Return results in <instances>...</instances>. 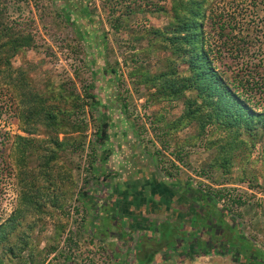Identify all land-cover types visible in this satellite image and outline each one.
I'll return each mask as SVG.
<instances>
[{
  "label": "rangeland",
  "instance_id": "rangeland-1",
  "mask_svg": "<svg viewBox=\"0 0 264 264\" xmlns=\"http://www.w3.org/2000/svg\"><path fill=\"white\" fill-rule=\"evenodd\" d=\"M132 2L0 0V19L13 23L15 31L30 33L34 42L11 57V67H5L0 74V224L11 220L14 211L19 209L17 171L11 165L10 144L15 135L30 136L20 124L19 112L23 105L17 95L25 90L37 92L47 98V104L56 106L54 111L70 108V93L82 97L85 86L90 83L99 97V105L92 113L86 107L84 113L74 115L81 123V130L58 135L69 144L58 151L60 157L56 162L51 161L46 167L45 158L35 155L22 166L24 173L35 176L40 206L21 204V213L12 219L16 224L13 233L0 240V264H110L109 253L100 247L94 235L85 233L82 225L84 205L95 204L97 199L103 198L101 193L107 187L103 185V178L93 176L94 163L106 154L98 147L95 149L92 141L102 112L111 123L107 127L110 150L119 153V157L128 156L123 143L133 126V139L146 156L153 157L159 169L167 168L171 172L172 183L182 188L180 204L188 205V211L183 210L181 217L176 215L159 228L162 238H176L173 244H166L161 252L149 256L145 249L150 247L147 241L144 240L146 247L143 243L140 245L143 231L135 230L130 234L128 255L122 257V263L264 264V259L257 257V250L264 253V135L253 141L242 136L246 143L234 150L229 171L208 169L204 174L202 169L207 168L220 146L225 144L222 130L204 136L196 125H191L176 131L164 146L159 142L152 122L160 119L155 124L160 126L164 121L175 120L183 110L182 101L152 98L150 93L155 89L138 84V75L131 73L135 70L134 63L166 69L165 58L169 51L162 49L164 40L159 38L158 48L149 52L145 48L149 39L155 37L153 29L166 30L168 16L147 5L143 11L130 15L126 27L116 32L111 27V18L119 13L127 14L126 9L130 7L127 6H132ZM160 3L170 10V0ZM212 3L213 8H210ZM66 12L71 16L70 21L66 19ZM207 13L214 16L206 21L204 29L216 66L229 76L232 70L246 68V62L252 61L261 66L264 73V1L213 0ZM232 17L238 25L236 30L243 35L248 31L252 39L251 51L241 57L230 55L215 24ZM79 32L86 33L82 41L78 39ZM145 32L149 37L143 34ZM58 97L64 98L65 104ZM122 104L126 107H121ZM38 128L31 136L45 146L41 153L48 155L54 148L49 142L54 135L44 133L42 125ZM208 139H216L217 143L207 149ZM74 140H80L75 152L71 148ZM117 141L121 145L118 146ZM176 148L180 155L174 154ZM186 184L197 190L196 198L193 191H189L191 187L183 188ZM217 192L223 197H218ZM205 195L211 196L213 201ZM194 211L198 213L195 212L190 221L189 215ZM212 212L218 214L215 221ZM99 217L102 222L99 231L105 233L103 226L109 221L106 216ZM119 222L120 225L126 223ZM211 234L215 235L212 239L208 237ZM122 235L126 236V232ZM207 238L210 239L202 246L203 250L194 246V251H188L195 241L199 245ZM245 246L251 249L244 251ZM146 254L144 258L142 255Z\"/></svg>",
  "mask_w": 264,
  "mask_h": 264
},
{
  "label": "trees",
  "instance_id": "trees-1",
  "mask_svg": "<svg viewBox=\"0 0 264 264\" xmlns=\"http://www.w3.org/2000/svg\"><path fill=\"white\" fill-rule=\"evenodd\" d=\"M160 1L162 0H133L132 6L129 4L127 6H130L126 9L127 14L119 13L111 18V27L118 32L126 27L130 15H134L135 11H143L144 6L147 5L156 7L158 11L168 16L166 30L160 32L153 29L152 33L155 37L149 39L145 48L149 52L158 48L159 38L164 40L162 49L169 51L165 58L166 69H151L134 63L135 70L131 73L138 75L136 80L138 84L155 89L150 93L152 98L168 102L182 101L183 110L175 120L164 121L160 126L155 125L156 120L160 119L152 122L153 133L164 146L169 143L170 136L186 126L196 125L204 136L222 130L225 134V144L220 146L217 155L201 172L204 174L208 169L218 168L226 171L234 160L236 147L246 143L242 136L253 141L264 135V73L260 70L261 66L252 61L246 62V68L232 70L229 76L225 74L226 71L216 66L204 29L206 21L214 17L211 13H207L208 6L213 0H170V10L165 9ZM210 8H213V3ZM65 16L68 21L71 20L68 12ZM12 24L0 19V74L5 67H8L7 69L11 67L9 62L11 57L34 43L30 33L15 31ZM215 24L218 27V34L224 37L223 42L228 45L226 49L230 55L241 57L251 51L252 39L248 31L243 35L240 30H236L238 25L233 17L216 21ZM143 34L149 37L148 33ZM85 36V32H79L78 39L82 41ZM111 71L116 74L115 70ZM255 95L258 97L256 98ZM17 96L20 97L23 105L19 112L20 124L22 130L30 136L15 135L9 147L11 165L17 171L16 183L19 191L17 198L19 209L14 211L13 220L21 213L22 203L26 206L39 205L37 193L39 189L34 181L35 176L24 173L21 170L22 166L27 165L30 157L35 155L37 158H45L46 167L51 161L56 162L60 157V150L66 149L69 144L65 138L59 139L58 135L81 130V123L78 118H74V115L77 112L84 113L83 109L86 107L88 112L92 113L99 105L98 93L95 92L92 83L85 86L82 97L74 92L70 93V108H59L56 111L53 110L56 106L47 104V98L44 99L37 92L25 90ZM61 101L65 104L64 98ZM121 107L125 108L126 105L122 104ZM106 116L104 112L101 113V120L95 130L92 140L95 149L99 146L104 150L109 142L107 127L111 123L105 120ZM39 125L43 126L44 133L54 135L49 139L54 148H51L48 155L41 153V149L44 150L45 146L43 147L31 136L38 131ZM132 128L135 131L133 126ZM215 143H217L216 139H208L205 146L208 149ZM79 145L80 140L72 141V151L75 152ZM175 151L174 154L180 155L179 148ZM159 171L164 181L172 182L174 176L167 168L160 167ZM217 195L223 197L220 192H217ZM205 198H209L210 202L213 201L211 196L205 195ZM217 217L218 214L214 213L212 219L215 221ZM12 219L0 224V240L8 238L13 233L16 224ZM250 249L251 247L245 246L244 251ZM257 257L264 259V253L257 250Z\"/></svg>",
  "mask_w": 264,
  "mask_h": 264
},
{
  "label": "crops",
  "instance_id": "crops-1",
  "mask_svg": "<svg viewBox=\"0 0 264 264\" xmlns=\"http://www.w3.org/2000/svg\"><path fill=\"white\" fill-rule=\"evenodd\" d=\"M130 128V135H126L125 140L122 139L125 141L123 144L126 146L128 156L122 158L119 157V153L112 152L111 146H108V143L111 145L110 142L107 143L104 150L98 146L106 154L105 156L101 155L94 163L93 176H100L105 180L103 185L106 184L107 187L102 189L103 192H106L101 193L104 199H97L95 204L91 203V200H87L90 204L84 205L83 208L84 223L82 225L85 233L94 235L100 247L109 253L110 264H124L122 257L128 255L129 237L135 230L138 233L143 231L144 237H142L140 245L144 244V240L147 241L150 247H146L147 243L144 246L146 252L148 249L149 256L161 252L165 246L167 247L166 244H173L176 238H162L159 235V228L165 225L167 220H173L176 215L180 214L181 217L183 210L188 211V205H181L183 202L181 186L164 181L156 166L157 163L154 162L153 157L146 156L145 152L141 150L138 141L133 139L135 132L131 126ZM117 145L119 146L121 143L117 141ZM102 165H105L104 169L101 168ZM188 185H183V188H187ZM189 191H195L193 196L196 198L197 191L193 188ZM193 196L192 198H194ZM186 198L189 200L190 197ZM195 212L198 213L194 211L189 215L190 221L196 214ZM214 213L211 214L214 215ZM100 215L106 216L109 221L107 226H103L105 233L99 231L102 226ZM119 221L126 223L120 225ZM125 232L126 236L122 235ZM169 240H172V243ZM115 243L118 244V247H115ZM147 254L142 256L147 258Z\"/></svg>",
  "mask_w": 264,
  "mask_h": 264
},
{
  "label": "flooded vegetation",
  "instance_id": "flooded-vegetation-1",
  "mask_svg": "<svg viewBox=\"0 0 264 264\" xmlns=\"http://www.w3.org/2000/svg\"><path fill=\"white\" fill-rule=\"evenodd\" d=\"M188 187H191V186L188 185ZM191 189H192V187L190 188V190H191ZM193 190H194V189H193ZM195 190H196V189H195ZM196 191H197V190H196ZM194 192H195V191H194ZM194 192H193V193H194ZM196 193H197V192H196ZM212 236H213V235L211 234V235L208 236V237H210V238L212 239V238H214L215 235H214L213 237H212ZM198 238H199V237H198ZM210 238L204 239V241H202L201 244H199V245L197 244L198 241H195V244H191V245L188 247V248H189L188 251H189V250H190V251H194V248H195L194 246H196L197 249H199V250H203L202 246H203V245H207V241H208ZM197 249H196V250H197Z\"/></svg>",
  "mask_w": 264,
  "mask_h": 264
}]
</instances>
